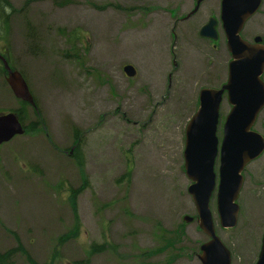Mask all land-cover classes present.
<instances>
[{
	"label": "rangeland",
	"instance_id": "374dc122",
	"mask_svg": "<svg viewBox=\"0 0 264 264\" xmlns=\"http://www.w3.org/2000/svg\"><path fill=\"white\" fill-rule=\"evenodd\" d=\"M8 1L13 12L5 36L0 20L1 55L25 79L47 136L36 130L0 146V253L16 246L15 234L38 264H77L90 245L103 243L106 251L88 264H201L199 246L207 238L195 222L183 221L195 218L183 150L199 91L219 89L227 78L221 27L217 41L198 35L218 17L220 0H205L182 23L177 19L192 10L191 0H71L64 7ZM241 34L264 38V0ZM125 65L135 69L134 78L125 77ZM19 107L0 72V114ZM25 111L27 125L35 117L31 108ZM229 111L224 97L219 144ZM253 130L264 135V109ZM74 131L81 169L68 154ZM218 168L217 156L216 175ZM128 170L129 180H120ZM81 174L88 183L77 197L79 234L60 242L73 228L68 197ZM243 178L234 228H220L215 192L209 202L231 264L257 261L264 154ZM10 264L27 262L16 253Z\"/></svg>",
	"mask_w": 264,
	"mask_h": 264
},
{
	"label": "water",
	"instance_id": "95a60500",
	"mask_svg": "<svg viewBox=\"0 0 264 264\" xmlns=\"http://www.w3.org/2000/svg\"><path fill=\"white\" fill-rule=\"evenodd\" d=\"M195 7L187 16L197 12L205 0H193ZM262 0H221L219 21L226 39L230 55L228 76L219 89L204 88L199 91L198 109L185 127L183 151L184 172L191 183L187 193L194 204L198 227L208 237L200 246L201 264H231L230 253L215 233L209 200L216 191V211L222 229L234 228L237 224L239 207L236 204L243 185L242 172L247 165L264 153V137L253 127L264 109V46L261 37L253 43L240 36L245 23L254 16ZM218 21H209L200 29L199 36L216 41ZM6 72V83L13 96L34 106L33 97L21 74L12 71L7 61L0 56ZM127 78L136 75L135 69L127 65L123 68ZM226 96L230 111L224 119L222 140L219 144L217 128L219 109ZM24 134V127L15 113L0 114V145ZM219 157L218 185L214 171ZM192 218L183 221L191 223ZM256 264H264V234Z\"/></svg>",
	"mask_w": 264,
	"mask_h": 264
},
{
	"label": "trees",
	"instance_id": "16d2710c",
	"mask_svg": "<svg viewBox=\"0 0 264 264\" xmlns=\"http://www.w3.org/2000/svg\"><path fill=\"white\" fill-rule=\"evenodd\" d=\"M0 16H1V23H2V28H1V33L7 34L8 32V27H9V17L12 15V8L10 6V2L8 0H0ZM38 1H45V0H25V4L24 5H29L31 3L34 2H38ZM51 1L53 4H55L58 7H64L70 4L71 0H49ZM10 10V13H8V15H6V11ZM1 73L6 76L5 71L1 68ZM19 105L20 107L16 110H14L13 112H15L19 118V120L21 121V123H23L24 118L26 117V107L31 108L32 113L35 117V120L33 122H30L25 126V130H26V134H33L36 130H38V132H43L45 136H47L46 131L44 130V121L42 119V115L40 110L38 109L37 105L35 104V107H30L27 104H24L20 101ZM79 139H78V134L77 131H74V140H73V153H72V157L75 159L77 166L79 167V169L82 168V165L80 163V161H78V159L76 158L75 153L77 152V150H79ZM130 170V168H129ZM129 170L120 178V180L124 179L126 181L129 180V176H130V172ZM81 185L78 188L72 189L69 191V197H68V204L72 213V217H73V228L67 233L65 234L62 238H60V242H64V241H68L70 239H75L78 237L79 234V226H80V219H79V215H78V208H77V197L78 195L85 189V187L87 186V179L86 177L81 174ZM120 180H118L117 182H120ZM15 242H16V246L10 250H7L3 253H0V264H10L13 260V257L16 253H20L25 257V260L27 262V264H38L36 263L31 257L30 255L27 253V251L24 249V247L22 246V244L20 243L18 237L15 234H12ZM108 248V245L103 243L100 245H96V244H92L89 247V251H88V257L85 260H82L80 262H77V264H88L89 263V256L93 255V254H99L101 252H105L106 249ZM45 264H52V262L50 263H45Z\"/></svg>",
	"mask_w": 264,
	"mask_h": 264
},
{
	"label": "flooded vegetation",
	"instance_id": "af4514ba",
	"mask_svg": "<svg viewBox=\"0 0 264 264\" xmlns=\"http://www.w3.org/2000/svg\"><path fill=\"white\" fill-rule=\"evenodd\" d=\"M192 1V4H193V6H192V10H193V8H194V6H195V2L193 1V0H191ZM1 2V1H0ZM220 2H221V0H220ZM192 10H190L185 16H181L180 18H178L177 19V22H180V23H182V22H185V21H187V20H189L190 18H192L194 15H192L190 18H186V16H188V14L192 11ZM198 12V11H197ZM220 14V13H219ZM218 17H219V15H218ZM218 17H217V20H218ZM1 18V17H0ZM1 20V19H0ZM220 28V25L218 24V26H217V31H218V29ZM218 33H219V31H218ZM241 37H243V36H241ZM257 37V36H256ZM256 37H253L252 38V40H247V39H245L244 37L242 38V39H244L245 41H248V42H250V43H253V40L256 38ZM0 42H1V34H0ZM261 44H263L264 45V38H262V42H261ZM229 62V61H228ZM195 219V218H194ZM193 222H195L196 224H197V222L196 221H193ZM198 226V225H197ZM260 242H261V240H260ZM260 245H261V243H260ZM261 247V246H260ZM259 252H260V250H259ZM259 252H258V255H259ZM258 258V257H257Z\"/></svg>",
	"mask_w": 264,
	"mask_h": 264
}]
</instances>
